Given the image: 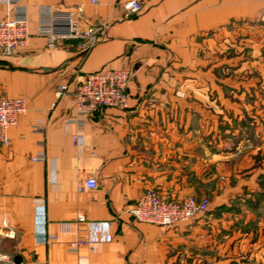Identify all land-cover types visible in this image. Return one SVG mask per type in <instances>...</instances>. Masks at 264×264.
<instances>
[{
  "label": "crops",
  "instance_id": "obj_1",
  "mask_svg": "<svg viewBox=\"0 0 264 264\" xmlns=\"http://www.w3.org/2000/svg\"><path fill=\"white\" fill-rule=\"evenodd\" d=\"M124 1L140 2L142 11L23 0L29 45L0 59V95L28 100L9 131L12 146H0V230L6 223L16 233L2 238V252L19 264H264V0ZM40 6L71 10L82 27L106 30L87 52L76 41L49 50L37 35ZM6 15L0 0V19ZM121 69L132 73L129 107L97 111L79 134L70 122L79 86L92 73ZM62 84L68 91L58 99ZM39 121L44 135L35 131ZM246 142L253 145L243 149ZM40 153L47 162L33 163ZM252 154L256 173L239 184L256 185V227H215L201 217L162 228L131 213L149 189L223 206L237 166L251 167ZM93 178L98 187L80 191ZM43 206L45 221L37 215ZM79 215L102 226L72 252ZM42 227L61 241L39 243Z\"/></svg>",
  "mask_w": 264,
  "mask_h": 264
},
{
  "label": "built area",
  "instance_id": "obj_2",
  "mask_svg": "<svg viewBox=\"0 0 264 264\" xmlns=\"http://www.w3.org/2000/svg\"><path fill=\"white\" fill-rule=\"evenodd\" d=\"M7 6V15L0 19V59H9L19 55V52L29 45L31 38V18L23 0H1ZM104 3L119 4L128 16L137 15L142 11L138 1L124 0H90L91 5ZM37 35L48 40V49L56 50L65 41H76L83 52L95 48L106 27L96 23L82 27L76 14L71 10H56L50 6H40L38 9ZM132 73L127 69L102 70L88 75L79 86L74 99V115L71 123L76 125L78 133L82 134L89 119L99 110L114 108L126 110L129 107L128 84ZM68 91V85H60L57 98L60 99ZM28 111L26 97H8L0 95V146L9 148L13 141L9 135L11 128L18 125L20 117ZM44 121H39L35 131L44 135ZM78 135L72 136L76 145ZM33 163H46L47 157L40 153L31 158ZM98 187L96 179H88L80 184V191L94 190ZM210 208V200L206 197L190 196L183 200H172L156 189H149L131 210L139 222L171 228L181 223H189L204 217ZM37 215L45 221V207H38ZM0 230V264H16L14 260L1 250L2 238L15 239L16 233L3 224ZM85 225V228L82 227ZM110 227V224H105ZM100 222H90L79 215L76 220L75 238L67 242L68 249L77 252L92 243V236L101 230ZM42 244L59 242L58 234L49 233L45 227L36 234ZM107 240L112 236L108 234Z\"/></svg>",
  "mask_w": 264,
  "mask_h": 264
},
{
  "label": "rangeland",
  "instance_id": "obj_3",
  "mask_svg": "<svg viewBox=\"0 0 264 264\" xmlns=\"http://www.w3.org/2000/svg\"><path fill=\"white\" fill-rule=\"evenodd\" d=\"M252 145L253 143L246 142L243 144V149ZM244 154L245 151L241 155L246 156ZM250 158L252 166L248 168L249 163L246 167L244 164L238 165L236 170L240 177L232 176L230 179L228 203L223 206L210 204L209 212L201 218L203 222L213 220L215 227H256V185L251 184L250 187L243 188L242 184H239L246 173L254 170L256 173V154H252Z\"/></svg>",
  "mask_w": 264,
  "mask_h": 264
},
{
  "label": "water",
  "instance_id": "obj_4",
  "mask_svg": "<svg viewBox=\"0 0 264 264\" xmlns=\"http://www.w3.org/2000/svg\"><path fill=\"white\" fill-rule=\"evenodd\" d=\"M15 262H16V264H19L20 263V261H18V259H15Z\"/></svg>",
  "mask_w": 264,
  "mask_h": 264
}]
</instances>
